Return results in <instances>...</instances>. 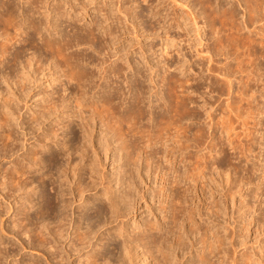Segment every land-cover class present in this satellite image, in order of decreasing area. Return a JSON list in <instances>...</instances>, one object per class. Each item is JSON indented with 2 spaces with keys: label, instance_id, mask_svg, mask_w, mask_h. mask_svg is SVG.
<instances>
[{
  "label": "rangeland",
  "instance_id": "rangeland-1",
  "mask_svg": "<svg viewBox=\"0 0 264 264\" xmlns=\"http://www.w3.org/2000/svg\"><path fill=\"white\" fill-rule=\"evenodd\" d=\"M58 1H60L59 3L63 4L60 9L63 11L65 10L66 13H70L68 17L77 15L81 18L79 22H74L76 25L89 23L91 22V18L93 19L94 16H96V18L100 21L104 17V11L102 8H104L106 5L105 8H107L111 15L109 13L108 14L112 17H110L107 22L105 21L104 24L102 22L98 31H104L103 29L106 30L109 25L113 26L115 24L121 26V28L123 27L122 30L120 28V34L118 32L116 33L117 36L114 37L113 43L104 50L111 54V58L106 55V52V54L102 52L100 56H107V60L103 66L111 64V60L113 63L120 65L124 64L125 68L123 66V74L116 76L119 81L115 79L116 77H112L113 79L111 78L113 81L115 79V83L117 82V84L120 85L121 81L127 83L129 82L128 80H130L131 82L127 83V85L129 84L128 86H126L125 83H122V90L125 88L123 90V94H121V96L119 95V101L118 99H115L116 103L124 101L121 105L118 103L114 108L111 106L113 109H111L110 106L108 107V105H105L102 107L104 110L101 108L97 110L99 111L101 109V111L107 112L110 110L113 113L112 118L114 117L113 119H116L121 115V113L118 111V108L120 110L121 107L125 106V103H127L129 100V96L131 94V96H139L138 91L134 90L136 89L135 83L144 86V89L146 90H143L142 92V100L145 99L144 101H146V103H144L145 105L142 104V108L144 109L140 112L142 113L140 115L143 116L146 113L145 111H147V114H145V117L143 118L139 115V119L136 118L139 113H135V116L133 114L134 117H132L137 122L133 120L132 117H129L131 118L129 119L126 116L125 118H127V120H124L122 125L124 129L127 130H123L121 125L122 128L120 127L121 130L119 132L123 133L122 136L127 135L129 138H131L133 145L136 146V148L140 146L142 147L137 148L139 150L140 158L137 160L138 165L135 163V166L131 163L132 167L135 166L136 168H132L131 164L126 165V154L123 153L125 151L124 149L122 150L121 146L122 140L115 139V133L113 131L111 133L108 132V128L105 129V126L99 122L100 119H98L99 116H97V114L93 115L94 122L91 121L89 129L85 130L86 133L89 131L87 134L85 131L83 132L80 130L76 124H79L78 122L81 123L82 117H90L91 112L88 110H90V105L92 104L91 101L93 98L96 100L97 96L99 97V95H96L95 92H93L96 91L97 88L92 90L91 94H89V92L87 95H84L85 97L79 95V98V96L73 94V91H71L69 88V86L73 87V84L68 82V79L65 77L66 73L64 71H60L64 67L60 65V67H58V65H56L57 67H54L55 65L53 66V64L55 60L51 57H48V62L42 60L44 65H47V63H52V68L54 67L53 69L49 67L50 70H46L45 73L48 75V77H44L40 81V86L33 91V95H22L19 90H16V95L12 96L13 102L11 101V104L9 103L10 111H12L10 128L12 129L14 139L13 145L11 146L13 150L7 153L5 156L3 155V152L0 153V186H2L0 187V242L2 241L0 247L4 255H7L8 253L9 255H7L6 259L2 258L1 264H6L4 262L8 261H10V264H21L22 261L28 262L29 264H52L53 262H59L63 256V253L60 252V247L66 246L65 248L68 249V245L71 243L70 239L72 238V236L69 237V234H67L68 238L66 237L65 240H60L61 243L59 242V244H56L52 241L48 243V245L41 247L40 251H38L35 247L29 246L30 242L33 243V240L29 238L28 234L23 233L22 235L17 234L16 236H13L10 230L11 226L13 225L12 220L16 217V211L19 210L21 206L23 207L25 204H28V202L26 200L25 202L24 199L30 195L27 196L25 193L22 194L21 192H15L14 196H12L9 194L11 191L9 192L8 189L1 183L4 180V171H6L7 168H11V166L14 165L18 160H21L22 157L30 154L34 150H37L43 156H48L49 153H56L57 151L62 152L59 146L60 142L67 140L70 141L75 134L88 135L87 137L89 138L84 135V138L86 137L85 140L88 139V144L85 142L86 148L82 144V142L84 143V140L81 137V140L79 139L78 141H70L69 145L71 148L73 146V148H69V152H65L67 154H60L61 157L58 156L57 158L58 165L62 164V167L60 168L61 170L67 167V170L65 171L66 176L64 174L62 176L68 181L66 182L68 184H66V188L69 187L68 194L63 197L70 202L66 208V213L68 215L67 221H69L68 230L72 232L74 230V224L77 223H75V221H77L80 216L83 215L82 221H84H80V223L82 222L79 225L80 230H84L90 224L92 230L91 237H93L90 239L91 245L84 247L79 253H77V255L71 253V256L68 257L70 258L68 259L69 262L63 259L62 261L60 260V264H77L78 257L81 258L82 263L84 262L83 264H86V253H95L96 251L98 255H105L104 259L101 258L98 260L101 264H104V262L110 264H120L124 259H126V264H158V262L159 264H162L160 261H157L159 259L155 256L157 254L155 251L152 254H149L147 251L145 252L146 249L143 250V247L140 245L139 247H135L134 243H132L134 246H129V243L128 246L132 248H130L128 251L121 249L120 244L122 239H128L129 237L136 236L139 232V227L148 222L155 223L156 225L158 223L157 227L161 226L159 228H161L162 231L166 229H168V231L172 230L171 233L168 232L167 234V246H171H169L170 248H167L169 250L166 251L168 255H170L168 259L169 264H190L191 260H194V262L197 264V255L198 253L200 254V252H202V243H200V239L203 235L201 232L202 230H199V233L197 231L198 234L195 232L194 236L193 234L188 235L189 239H186L187 242L185 240L187 244L185 245L188 249L186 246L184 247L185 249H177V245L175 243L177 224L173 225L172 220H170V206L177 202V200H175V198L177 199V196H174L176 193L174 191L176 189L175 182H173L174 184L170 182L175 180V178L179 182V187H184L185 189L188 187L187 184H189L191 196L187 204V209H195V212H197L195 215V220H198L197 223L203 222L200 224L209 225L210 231L208 230L207 233L208 236H211L210 238H212L213 232L228 236L225 241L226 248L229 247L230 241L233 239H231V227L235 225V221L233 220L239 219L238 224L235 226V242L236 240L238 241L236 242L238 245V253L229 251L231 253L230 254L229 252H226L227 254L229 253V256H226L225 259H228L224 260V264H230L231 261L233 263L231 258L233 259L237 254H241L244 251L250 253L254 262H260V264L263 262L264 264V256L262 258V254L264 253V228L259 227V224L256 223L259 216H264V175L262 174L264 173V0H257V7H255L256 0H163V2L162 0H93V2L92 0H79V2L78 0H72L73 5L77 4V7H74V9L70 7L71 5H69L70 2L68 0H62V2L61 0H56V2ZM64 1H66V3H63ZM211 1L212 3H210ZM17 2H20L19 6L21 7L28 5L26 0H17ZM45 3H47V5L43 4L40 7L41 10L39 9V13L36 14V16H39V18L44 22H46L48 19L46 24L47 26L45 25L41 33L38 34V36H35L39 39V41L37 39L39 43L41 35H44L45 32H50L49 28L51 29L50 35H53L52 37H54V34L56 37H58L59 34L55 30V33L53 31V28H55L53 24L55 25V22L59 19L56 16L57 13L51 10V6H53L55 1L47 0ZM83 3H86V13L83 14L84 16L82 13L85 11H82L81 13L80 8L83 6ZM120 3H122V9H126V12L128 13L130 12L127 16H124L123 12L121 13L117 11ZM161 3H164V5ZM162 7L164 9L160 12L161 14L159 13L155 17L151 16L153 12L151 9H162ZM40 12L42 13L40 14ZM177 14L178 24L182 25L180 27H178L176 24L177 19H175V21L169 19L174 15L177 16ZM164 15L167 16L164 17ZM168 15H170V17ZM120 18L121 20L118 21L117 19ZM157 18H159V21L156 23L155 19ZM54 19L57 20L54 22ZM170 20L172 23H176L172 25ZM118 23L122 24L119 25ZM48 24H51L52 26H49ZM21 25L22 31L20 30V32H25L26 24L22 23ZM133 25H136V27L134 26L135 28H132ZM2 27L3 26L0 25V37L3 38L6 35H4L5 33L1 31ZM63 27L61 28L63 29ZM197 31L200 33H197ZM10 32L12 33L13 30H9L7 34ZM20 32L18 31V33ZM64 32L72 34V31L69 27H64ZM13 33L12 36L15 35ZM23 36L24 34L22 33L21 36L20 33V37ZM2 38H0V40H2ZM14 40L15 38L12 39L11 42H15V46L23 45V41L19 42L16 40V42ZM83 44L80 43V45H76L77 47L74 46L72 49L69 48L68 51L71 52V50H78L79 52L94 54L97 53L94 51V49H91L92 47L89 48L88 43ZM24 47V50L26 51V57L35 56L38 59L44 57V53L40 55L37 51L35 52V48L33 47L34 49H32V46H29L27 42L26 44L24 43ZM107 61L110 62L108 63ZM92 66L91 67L93 70L98 74L103 73L100 66H95L94 64ZM139 69L143 74V78L140 77V75L142 76L141 73L139 75ZM53 70L54 73H52ZM133 72L135 74H133ZM49 73L54 74L55 76L52 75L50 77ZM130 74H132L133 77H131ZM55 79H61V81L57 80L56 82ZM49 80L52 82H49ZM134 80H136V82H134ZM99 82H101V80H99ZM114 82L113 85H115ZM48 84H55L53 86L54 88L52 86L50 87ZM146 85H149L150 87L148 86L147 88ZM4 88L5 84L3 86V79H0V90H3ZM43 88L46 90H48L47 88H49V90L58 89V92L60 91L62 96L55 94L53 95V98L56 99L59 96L60 99L61 97L65 98L64 100L67 102V106L69 107H60L59 111L53 114L51 113L49 116L46 114L47 117L41 118L42 120L39 119L40 123H38V121L35 122L30 118L31 115H36L38 110L42 108V106L48 101V96L42 95L43 92H40V90H43ZM131 88L134 92H132ZM125 90L126 92H124ZM128 90H130L129 92L131 94L128 92ZM127 92L129 95L125 94ZM125 96L128 97L126 98ZM2 97H4V95H0V110L6 108V106L3 107L4 103L2 102L4 101L2 100L4 98ZM121 97H124L123 101L121 100ZM159 98H162V100ZM77 101L80 103H77ZM158 101H160L159 104L157 103ZM83 103L85 104L84 106L82 105ZM153 103L162 107H159L156 110ZM151 107L154 109V112L162 110L159 114V117H157V113H153ZM114 109L115 111H118L117 115L116 112L114 113ZM109 115L111 116V113ZM160 115L163 117L158 123H156L158 121L157 119H160ZM131 120L132 122H130ZM152 121H154L153 124ZM127 122H130V124ZM67 123L68 127L66 126ZM62 124H64V127ZM131 125L133 127L132 131H130ZM143 127H145L146 130ZM150 127H153L152 129L154 131H150ZM157 127L159 128L157 129ZM134 128L140 129H138L139 131L136 130L135 132ZM155 129L157 130L156 132ZM144 130L147 132H144ZM46 131H49L51 134L43 138V134H45ZM148 131H150V133H148ZM157 132L160 133V136L163 138L158 137L159 134ZM53 133H56V135H53ZM147 133L151 135H148L149 137H147ZM152 134H155V137ZM151 136L152 138L154 137V139H159L158 144H156L157 148H154L155 145L153 147L149 146V140L153 141ZM228 137L233 139L230 140L232 142H228L230 139ZM90 138L93 141V144L89 143ZM106 140L109 144L108 146L107 143L105 144ZM74 142L76 144L79 142L81 145L79 143L76 145ZM147 142L149 143L147 144ZM222 143H225L228 147L226 148V146ZM81 146L84 147L85 152L81 151L83 148ZM76 147L78 150L80 147L79 151L81 152H77ZM147 147L148 149H151L148 150ZM223 147L226 148L224 151ZM156 149H158V152ZM249 149L251 151H249ZM149 151H151V153L154 151V154H149ZM145 154L148 155L146 156ZM83 155L86 156L84 157ZM238 158L241 159L238 160ZM77 162L78 170H75L73 167L76 166ZM236 164L240 165L236 166ZM124 165L126 167H130L126 168ZM245 166L249 168L252 167L253 169H250L251 171L248 170L249 172L245 171L247 168ZM35 168H37V166L32 168L31 174H28L29 176L32 175L31 177L34 178L32 188L35 185H39L47 196L54 197L55 183L52 184V182L56 181L57 179L60 180V178L63 177L61 176L58 178L59 172L57 173L56 169H53L52 172L57 174L48 176L44 175L43 171H34ZM238 168L242 171H240ZM202 169H204V172ZM184 170H186L185 172L188 171V174L185 173ZM194 170H196L195 174H198L197 171L200 172L198 175H200L202 179H195L194 181L193 175L195 174L192 175ZM234 170L238 173H235ZM130 171L131 174L133 171L135 174L133 173L132 175H129ZM182 171L185 173L184 175ZM242 172H244L246 175ZM125 174L128 175L130 179L124 177ZM225 175L232 176L231 179L235 176L233 181H235V183L237 182L236 184H242V189H240L239 186H236L237 188L233 189V196L229 195L227 197L225 194L227 193V188L229 187V184L227 183V185L225 182ZM241 175L242 177L245 176L246 181L242 180L244 178H242ZM131 176H134V179H132ZM122 177L126 179V181L122 179ZM238 177H241V179L239 180ZM166 178L169 180V182H167L168 180ZM246 178H249V181ZM201 180H206L205 182H207L204 184L205 182L202 181V185L204 186L202 188L204 190L200 188V186H202ZM42 181L43 185H41ZM79 182L82 185L80 187H83L82 194H79L76 190V185H78ZM246 182L247 184H245ZM84 185L86 189L84 188ZM126 185L130 187L129 190L128 188H125ZM170 186L174 189L172 190ZM124 190H128L127 192L131 194L130 200L126 198L128 202L122 197L126 193ZM157 191L160 195L157 193ZM247 191L249 195H246L248 194ZM254 192L256 195H254ZM120 196L124 201L121 200ZM244 196L246 197L244 198ZM20 197L23 198L21 199ZM206 197L208 198L206 199ZM109 198H111V200L113 198V201L120 198L122 204L123 202L126 204L123 205L124 209H121L119 211L120 213H118V215H114L112 218H109V212L107 213V218L106 215L105 217L99 216L96 218L95 211L97 206L106 207V203L108 204ZM31 199L33 200V207L30 208L29 213L33 214L35 211L34 204L37 202L36 194H34ZM243 199L246 202L249 200V202L253 204H250L253 207L251 206V214L248 215L249 213H247L245 218L246 220L244 218L240 220L239 216L241 212L246 209L245 207H241L240 204L242 203ZM216 201L219 202V216L218 214L213 215L210 212H206V206L209 205L208 202L214 204ZM18 205L19 207H17ZM160 207L163 208L160 209ZM238 207H241L239 209L240 211H238ZM199 212L202 215L201 217L198 215ZM252 216L255 219L253 218V220L250 221ZM89 219L92 221L89 222ZM243 224H247L246 229H243ZM121 226H123V228L126 230L124 233H122V235H117L116 231H118ZM184 226L187 230V223H184ZM174 228L176 229L174 230ZM216 230H218V232ZM241 230L242 232H240ZM238 232L242 235L239 236ZM185 234L186 233H184V235ZM170 235L173 236L171 237ZM241 238H244L242 239L243 241H241ZM239 241L244 243L242 244ZM240 244L242 245L240 246ZM152 255L157 260L152 257ZM237 257L239 256L237 255ZM48 259L50 260L49 262H47ZM211 260L215 261L216 263L218 260H221V258H212ZM228 260H230V263L225 262Z\"/></svg>",
  "mask_w": 264,
  "mask_h": 264
},
{
  "label": "bare ground",
  "instance_id": "bare-ground-1",
  "mask_svg": "<svg viewBox=\"0 0 264 264\" xmlns=\"http://www.w3.org/2000/svg\"><path fill=\"white\" fill-rule=\"evenodd\" d=\"M47 0H26V2L28 3V5H26V6H19V4H20V2L18 3L17 2V0H0V25H2L3 27H2V30L1 31H3L5 34L4 35H6L5 37H3V38H5V39H3L2 37H0V38H2V40H0V77H2V78H0V79H3V86H4V84H5V88L3 89V90H0V95L1 96H3L4 95V97H2V98H4L2 101H4V102H2V103H4L3 104V107H5L6 106V108H3V110H0V153H2L3 152V155L5 156L7 153H9V152H11L13 149H12V145H13V141H14V139H13V132H12V129L10 128V121L12 120V111H10V102L12 101L13 102V98H12V96L13 95H16L15 94V91L16 90H19V92L23 95V94H28V95H30V94H32L33 95V91L36 89V88H39V86H40V81L44 78V77H48V75H46V70L47 69H49V67H51L52 68V63H47L48 61H49V58L48 57H51L52 59H54L55 60V62H54V60H53V62H54V64H53V66L54 67H57L56 65H58V67H60V66H62V67H64L62 70H60V71H64L65 73H66V78L68 79V82L71 84H73V87L71 86H69V88L71 89V91H73V94H75V95H80V96H84V95H87L89 92V94H91L92 92V90H94V89H96V91H93V92H95V94L96 95H99V97L97 96V98H96V100L93 98V100L91 101V107H90V110H88V111H90L91 112V115H90V117H89V115H88V117L89 118H87V116H86V118H84V117H82V121H81V123L80 122H78L79 124H76L77 126H78V128L80 129V130H82L83 132L87 129H89V125L91 124V121H93L94 122V120H93V115H95V114H97V116H99V118L98 119H100V121L99 122H101V124L102 125H104L105 126V129H107L108 130V132H114L113 134H114V137H116L115 139H121L122 140V144H121V146H122V150L124 149V151L125 152H123V153H125L126 154V160H127V164L126 165H130L131 163L132 164H134L135 165V163L137 164V160L140 158V155H139V150L137 149V148H142L141 146L140 147H137L136 148V146H134L133 145V142H132V139L131 138H129L127 135L126 136H122V134L123 133H119L120 132V130H121V128L123 127V121L124 120H127V118H125L126 116L129 118V117H132L133 116V114H134V116L136 115V114H138V116H136V118H138L139 119V115L140 114H142V113H140L141 111H143V109L144 108H142V104H144V103H146V101H144V100H142V92H143V90L145 91L146 89H144V86L143 85H141V84H138V83H135L136 84V89H134V87H133V85H132V87H133V89L134 90H137L138 91V93H139V96L137 95V96H131L132 94L129 92L130 90H128V92L131 94L130 96H129V100H128V102L127 103H125V106H123V107H121L120 108V110H119V108H118V111H119V113H121V115L119 116V117H117L116 119H113L112 118V112L109 110L110 108H111V106H113V108L115 107V106H117V104L119 103H116L115 101V99H118V101H119V95L121 96V94H123V90L125 89H123L122 90V88H121V86H122V83H125V82H123V81H121V83H120V85H118L117 84V82L115 83L114 81H115V79H117V77L116 76H119V74H123V66H124V64L122 65H120V64H117V63H113V61L111 60V62L113 63H111V64H109V65H107V66H103V64L105 63V61L107 60V56H109L110 58H111V54L108 52V51H104L105 50V48H107L108 46H110L112 43H113V39H114V37L115 36H117V32L119 33V31H121L122 30V28H121V26H118L117 24H115V25H109V27L108 28H106V30L105 29H103L104 31H98V29H99V26H100V24L103 22V24H104V22L106 21L107 22V20H109V18L110 17H112V16H110L111 14L108 12V10H107V8H105V6H104V8H102V10L104 11V17H103V19H101L100 21L96 18V16H94L93 17V19L91 18V22H89V23H85V24H75L74 22H79L80 20H81V18L79 17V16H77V15H72V16H69L68 17V15H70V13H66L65 12V10L63 11L62 9H60V7H62V3H59L60 1H58V2H56V0H54L55 1V3L53 4V6H51L52 8H51V10L52 11H54V12H56L57 13V17L59 18H57L58 19V21H56L57 19H54V22H55V25L53 24V26H55V28H53V27H51V28H53V31L55 30L57 33H59L58 34V37H56L55 36V34H54V37H52L53 35H50V32H51V29L49 28V26H52L51 24H48L49 26H48V28H49V30H50V32H48V33H44V31H43V33H44V35H41V39H40V43L38 42L39 41V39L38 38H36L35 36L37 35L38 36V34H40L41 33V31H42V29L44 28V26L47 24V20H46V22H44V21H42L40 18H39V16H36V14L37 13H39V9H40V7L43 5V4H46L47 5V3H45ZM49 1V0H48ZM67 1V0H66ZM66 1H64L63 3H66ZM69 2H70V4L69 5H71L70 7L72 8V9H74V7H77V4H72V0H68ZM74 1V0H73ZM77 1V0H76ZM81 1V0H80ZM129 1V0H128ZM143 1V0H142ZM177 1V0H176ZM176 1H174V2H176ZM179 1V0H178ZM208 1V0H207ZM259 1V0H258ZM61 2H62V0H61ZM78 2H79V0H78ZM83 2V1H82ZM92 2H93V0H92ZM119 2V1H118ZM162 2H163V0H162ZM165 2V1H164ZM204 2V1H203ZM202 2V3H203ZM25 3V2H24ZM98 3V2H97ZM182 3V2H181ZM208 3V2H207ZM210 3H212V1L210 2ZM255 3V2H254ZM22 4V3H21ZM96 4V3H95ZM102 4H104V3H102ZM162 4V3H161ZM257 4H258V2H257V0H256V6L255 7H257ZM76 5V6H75ZM89 5V4H88ZM162 5H164V3L162 4ZM119 6V5H118ZM166 6V5H165ZM165 6H163V7H165ZM156 7V6H155ZM162 7V9H159V8H156V10H154L155 8H153V9H151L153 12H152V14H151V16L152 17H155L156 15H158L164 8ZM231 7V6H230ZM229 7V8H230ZM45 8V7H44ZM70 8V9H71ZM81 8V13H82V11H85V12H83L82 13V15L84 14V13H86V3L84 4L83 3V6L82 7H80ZM96 8V7H95ZM110 8V7H109ZM165 8H167V7H165ZM228 8V9H229ZM232 8V7H231ZM76 9V8H75ZM172 9V8H171ZM227 9V10H228ZM41 10V9H40ZM49 10V9H48ZM101 10V11H102ZM227 10H226V12H227ZM232 10V9H231ZM231 10H229V11H231ZM43 11V10H42ZM74 11V10H73ZM80 11V10H79ZM97 11V10H96ZM110 11V10H109ZM117 11H119V12H123L124 13V16H127L129 13L128 12H126V9H122V3H120V6H119V8L117 9ZM172 11V10H171ZM42 12H40V14H41ZM51 13V12H50ZM79 13V12H78ZM110 15H109V14ZM132 13V12H131ZM169 13V12H168ZM175 13V12H174ZM44 14V13H43ZM161 14V13H160ZM166 14H167V12H166ZM45 15V14H44ZM74 16V17H73ZM84 16V15H83ZM135 16H137V15H135ZM167 15H164V17H166ZM169 17H170V15H168ZM178 14H177V16H173V17H171V18H169V19H172V20H174L175 21V19H177V23L176 22H174V23H172V21H171V24L173 25V24H177V26L178 27H180V26H182V25H180V24H178ZM19 18V19H18ZM45 18H47V17H45ZM56 18V17H55ZM118 21H120L121 20V18L120 19H117ZM133 20V19H132ZM134 21H135V18H134ZM133 21V22H134ZM155 21H156V23L159 21V18H157V19H155ZM132 22V23H133ZM169 22V21H168ZM167 22V23H168ZM22 23H25L26 24V31L25 32H20V30L22 31ZM81 23V22H80ZM164 23V22H163ZM119 24V23H118ZM120 24H122V23H120ZM119 24V25H120ZM47 26V25H46ZM69 27L70 28V30L72 31V34H70V33H65L64 32V27H63V29L61 28V27ZM136 27V25H133L132 26V28H135ZM176 26V25H175ZM156 27V26H155ZM171 27V26H170ZM57 28H59V29H57ZM120 28H121V30H120ZM152 29H153V27H152ZM157 29V28H156ZM11 31V30H13V32H15V33H13V34H15L14 36H12V33L10 32V33H8L7 34V32L8 31ZM47 30V29H46ZM67 30V29H66ZM18 31L21 33V36H22V33L24 34V36L23 37H20V33H18ZM24 31V30H23ZM55 31H54V33H55ZM2 32V33H3ZM101 32V33H100ZM123 32V31H122ZM53 33V32H52ZM168 33V32H167ZM166 33V34H167ZM197 33H200L199 31H197ZM120 34V33H119ZM118 34V35H119ZM3 35V34H2ZM57 35V34H56ZM201 36V35H200ZM198 37H199V34H198ZM15 38V40L14 41H23L22 43H23V45L22 46H15V42H11L12 41V39H14ZM37 39H38V41H37ZM172 39V38H171ZM200 39V38H199ZM16 41V42H17ZM200 41H201V39H200ZM26 42L28 43V45L30 46H32L31 48L32 49H34L35 50V52L37 51L40 55L42 54V53H44V57L42 58L41 57V59H38L37 57H35V56H30V57H26L25 56V50H24V43L26 44ZM80 43L81 44H83V43H88L89 44V48L90 47H92L91 49L93 50L94 49V51L95 52H97V53H87V52H79L78 50L77 51H72L71 50V52H69L68 51V49L69 48H71L72 49V47H74V46H76V45H80ZM84 45V44H83ZM34 47V48H33ZM77 47V46H76ZM88 48V47H87ZM27 50V49H26ZM68 51V52H67ZM102 52H104V54H106L107 56L106 57H104L105 55H103V57L102 56H100L101 54H102ZM106 52V53H105ZM112 53V52H111ZM199 53H200V51H199ZM202 54V53H201ZM112 55H114V54H112ZM204 57V56H203ZM202 58V57H201ZM207 58H209V57H207ZM211 58V57H210ZM52 59H50V60H52ZM42 60H44V61H47L46 63H47V65L45 64L44 65V63H43V61ZM109 60V59H108ZM208 60V59H207ZM42 61V62H41ZM117 61V60H116ZM108 62V61H107ZM106 62V63H107ZM110 62V61H109ZM108 62V63H109ZM208 62H209V60H208ZM95 65V66H100L101 68H102V72L104 73H102V74H98L97 72H95L94 70H93V66L92 65ZM60 65V66H59ZM105 65V64H104ZM92 66V67H91ZM53 67V68H54ZM138 67V66H137ZM52 68V69H53ZM95 68H97V67H95ZM124 68H125V66H124ZM139 68V67H138ZM209 68H211V67H209ZM208 68V69H209ZM99 69V68H98ZM50 70V69H49ZM136 70H138V69H136ZM123 71V72H122ZM139 71H140V69H139ZM63 72V73H64ZM101 72V71H100ZM135 72V71H134ZM133 72V74H135ZM52 73H54V70L52 71ZM137 73H138V71H137ZM140 73L142 74V72L140 71L139 72V75H140ZM40 75V76H39ZM49 75H50V77L52 76V75H54V74H51V73H49ZM131 75V77H133V75L132 74H130ZM129 75V76H130ZM55 76V75H54ZM54 76H53V78H54ZM128 76V75H127ZM114 77H116L115 79H114V81L112 80ZM131 77H130V79H131ZM135 77H136V75H135ZM140 77H142L143 78V74H142V76L140 75ZM146 77V76H145ZM52 78V79H53ZM56 78V77H55ZM58 78V77H57ZM66 78H65V80H66ZM112 78V79H111ZM120 78V77H119ZM128 78V77H127ZM148 78V77H147ZM151 78V77H150ZM149 78V79H150ZM51 79V80H52ZM141 79V78H140ZM51 80H49V82L51 81ZM56 80V79H55ZM54 80V81H55ZM57 80H59V81H61V79H57ZM57 80H56V82H57ZM99 80H101V82H99ZM112 80V81H111ZM118 80V79H117ZM127 80V79H126ZM145 80V79H144ZM97 81H98V84H97ZM119 81V80H118ZM129 82H131L130 80H128ZM142 81V80H141ZM52 82V81H51ZM56 82H54V83H56ZM113 82L115 83V85H113ZM129 82H127V83H129ZM134 82H136V80H134ZM59 83V82H58ZM61 83V82H60ZM127 83H125L126 84V86H128L127 85ZM48 85H50V84H48ZM55 85V84H54ZM54 85H50V87L52 86H54ZM145 85V84H144ZM147 86V85H146ZM149 86V85H148ZM148 86H147V88H148ZM46 87V86H45ZM49 87V86H48ZM57 87V86H56ZM130 87H131V85H130ZM150 87V86H149ZM54 88V87H53ZM68 88V89H69ZM48 90H46L45 88H43V90L41 91L40 90V92H43V94L42 95H46V96H48V101L42 106V108H40L39 110H38V113L36 114V115H31V120H34L35 122L36 121H38V123H40V120L39 119H41V118H44V117H47V115L46 114H48V116L49 115H51V113L53 114V113H55V112H57V111H59V108L60 107H62V108H65V107H69V106H67L68 104H67V102L64 100L65 98H63V97H61V99H60V96L58 97V98H56V99H54L53 97V95H61L62 96V94L60 93V91L58 92V89H51V90H49V88H47ZM64 89H66V88H64ZM133 89H132V92H134L133 91ZM137 91H135V92H137ZM149 91V90H148ZM147 91V92H148ZM124 92H126V90L124 91ZM128 92L127 93H125L126 95L128 94ZM20 93H19V95H20ZM60 93V94H59ZM64 94V93H63ZM94 94V95H95ZM134 94V93H133ZM146 94V93H145ZM93 95V94H92ZM129 95V94H128ZM80 96H79V98H80ZM141 96V97H140ZM144 96H146V95H144ZM148 96H150V95H148ZM155 96H157V95H155ZM85 97V96H84ZM126 97V96H125ZM128 97V96H127ZM126 97V98H127ZM160 97V96H159ZM124 98V97H123ZM123 98L121 97V100L123 101ZM47 99V98H46ZM82 99V98H81ZM158 99V98H157ZM159 99H161L162 100V98H159ZM120 100V101H121ZM68 101H69V99H68ZM144 101V102H143ZM124 102V101H123ZM123 102H120L119 103V105H121ZM126 102V101H125ZM159 102L160 101H158L157 103L159 104ZM10 103V104H9ZM77 103H80L79 101H77ZM154 104V106H155V109L157 110L159 107H162V106H160V105H157V104H155V103H153ZM152 104V105H153ZM70 105V104H69ZM78 105V104H77ZM76 105V106H77ZM80 105V104H79ZM83 106L85 105L84 103L82 104ZM88 105V104H87ZM107 106L108 105V107L110 106V108L108 109L109 111L108 112H110L111 113V116L109 115L110 113H108L107 111H101V109H102V107L103 106ZM124 105V104H123ZM145 105V104H144ZM161 105H162V103H161ZM171 105V104H170ZM153 106V107H154ZM173 106V105H172ZM9 107V108H8ZM78 107V106H77ZM146 107V106H145ZM174 107V106H173ZM61 108V109H62ZM84 108V107H83ZM99 108H101L99 111L97 110V109H99ZM113 108H111V109H113ZM117 108V107H116ZM172 108V107H171ZM5 109V110H4ZM87 109H88V107H87ZM146 109V108H145ZM151 109L153 110V113H157L158 114V116L157 117H159V114H160V112L162 111V110H158L157 112H154V109L151 107ZM162 109V108H161ZM64 110V109H63ZM62 110V111H63ZM102 110H104V109H102ZM172 110V109H171ZM66 111V110H65ZM87 111V112H88ZM118 111H115V109H114V113L116 112V115L118 114L117 112ZM73 112V111H72ZM146 113L145 114H147V111H145ZM259 112H261V111H259ZM63 113V112H62ZM136 113V114H135ZM144 113V112H143ZM80 114V113H79ZM90 114V113H89ZM144 114V115H145ZM73 115V114H72ZM142 116V115H140V116H142V118L143 117H145V116ZM153 115H155V114H153ZM152 115V116H153ZM92 116V117H91ZM133 116V117H134ZM161 116V115H160ZM132 117V119L133 120H135L134 118ZM154 117V116H153ZM152 117V118H153ZM156 117V116H155ZM162 117L163 116H161L160 117V119H157L155 122L156 123H158L159 122V120H161L162 119ZM80 118V117H79ZM83 118H84V121H83ZM141 118V117H140ZM95 119V118H94ZM97 119V120H98ZM129 119H131V118H129ZM149 119H150V117H149ZM42 120V119H41ZM44 120V119H43ZM151 120V119H150ZM155 120V119H154ZM136 121V120H135ZM42 122V121H41ZM130 122H132V120L130 121ZM130 122H127V123H129L130 124ZM137 122V121H136ZM153 122L154 121H152V124H153ZM133 123H135V122H133ZM94 124V123H93ZM128 124V125H129ZM150 124V123H149ZM148 124V125H149ZM121 125H122V127H121ZM148 125H147V127H148ZM156 125V124H155ZM264 125V124H263ZM62 126L64 127V124H62ZM61 126V127H62ZM66 126L68 127V123L66 124ZM125 126V125H124ZM135 126H136V124H135ZM139 126V125H138ZM150 126V125H149ZM121 127V128H120ZM128 127V126H127ZM140 127V126H139ZM154 127V126H153ZM152 127V128H153ZM130 128H131V130H130ZM129 128V130L130 131H132V125H131V127ZM143 128H145V127H143ZM143 128H142V130H143ZM151 128V127H150ZM151 128V130L150 131H154L153 129ZM155 128V127H154ZM159 127H157V129H158ZM123 130H125L124 129V127L122 128ZM135 129V128H134ZM138 129H140V128H137V129H135V132H136V130L137 131H139ZM49 130V129H48ZM91 130V129H90ZM127 130V129H126ZM125 130V131H126ZM128 130V131H129ZM145 130H146V128H145ZM144 130V132H147V131H145ZM147 130H148V128H147ZM56 131V130H55ZM81 131V132H82ZM127 131V132H128ZM130 131H129V133H130ZM134 131V130H133ZM150 131H148V133H150ZM157 130L155 129V132H156ZM53 132V131H52ZM80 132V133H81ZM82 132V133H83ZM89 132V131H88ZM87 132V133H88ZM122 132V131H121ZM85 133H86V131H85ZM86 133V134H87ZM134 133V132H133ZM132 133V134H133ZM146 134L147 135V137H149L148 135H151V134ZM158 133V132H157ZM229 133V132H228ZM227 133V134H228ZM51 133H49V131H46L45 132V134H43V138L44 137H46L47 135H50ZM128 134V133H127ZM159 134V136L158 137H161L160 135V133H158ZM226 134V135H227ZM53 135H56V133H53ZM84 135L85 134H75L74 135V137L70 140V141H74V140H79L81 137L83 138V140H84V143L82 142V141H79V142H82V144H83V146H85V148H86V143H87V140H85V138L88 136V135H85L86 137L84 138ZM130 135V134H129ZM153 135V134H152ZM229 135V134H228ZM154 137H155V134L153 135ZM231 136V135H230ZM106 137V136H105ZM104 137V138H105ZM133 137V136H132ZM142 137L144 138V136L142 135ZM146 137V136H145ZM154 137L152 138V136H151V139H153V141L152 140H149V142H147V144L149 143V146H151V147H153L154 145V148H157L156 147V144H158V142H159V139L157 140L156 138L154 139ZM157 137V136H156ZM87 138H89V137H87ZM103 138V137H102ZM161 138H163V137H161ZM228 138H230V137H228ZM16 139V138H15ZM47 139V138H46ZM107 139V138H106ZM148 139V138H147ZM81 140V139H80ZM103 140V139H102ZM105 140V139H104ZM161 140V139H160ZM230 140H233L232 138H230L229 139V141L228 142H232V141H230ZM16 141V140H15ZM70 141H61L60 142V149L62 150V152L60 151H57L56 153H49V155L48 156H43L42 154H40L37 150H34V151H32L30 154H27L26 156H24V157H22L21 158V160H18L17 162H15V164L14 165H12L11 166V168H7V170L6 171H4L5 173H4V175H3V182L1 183L2 185H4V187H6L7 189H8V191L10 192L9 194L10 195H12V196H14V194H15V192H21L22 194H24L25 193V195H30V196H26L27 198L26 199H24V201L26 200L27 202H28V204H25L21 209L19 208V210H17L16 211V217L12 220L13 221V225L11 226V234H13V236H16L17 234L19 235V234H23V233H25V234H28V236H29V238H31L32 240H33V243H31L30 242V244H29V246H31V247H35V248H37V250L38 251H40V249H41V247H44V246H46V245H48V243H50V242H54V243H56V244H59V242H60V240H65L66 239V237L68 236L67 234H69V237H71L72 236V238L70 239V241H71V243L68 245V249H66L65 247L66 246H62V247H60V252L61 253H63V256H62V258L60 259L61 261L64 259V260H67L68 262H69V260L68 259H70V258H68L69 256H71L70 254L72 253V254H76L77 255V253H79L84 247H86V246H89V245H91V241H90V239L93 237H91V225L89 224L88 226H87V228H85L84 230H80V224L84 221H82V219H83V215H81L80 216V218L77 220V221H75V223L76 224H74V230L71 232V231H69L68 230V223H69V221H67L68 219H67V213H66V208H67V206L70 204V202L69 201H67L66 199H64L63 197L65 196V195H67L68 194V188H66V186L68 185L66 182H68L67 180H66V178L65 177H63L62 175L64 174L65 175V171L67 170V167H65L63 170H61L60 168L62 167L61 165H58V161H57V158H58V156L59 157H61L60 156V154H62V155H64V154H67V153H65V152H69V148H71L70 147V145H69V142ZM148 141V140H147ZM78 142V143H79ZM86 142V143H85ZM89 142V141H88ZM93 141L91 140V138H90V144H93L92 143ZM100 142H101V139H100ZM154 142V143H153ZM75 143V142H74ZM74 143H72V144H74ZM77 143V144H78ZM107 143V140H106V142H105V144ZM121 143V142H120ZM161 143V142H160ZM16 144V143H15ZM56 144V143H55ZM58 144V143H57ZM71 144V145H72ZM76 144V143H75ZM76 144V145H77ZM80 144V143H79ZM88 144V143H87ZM102 144V143H101ZM223 144V143H222ZM226 144H227V142H226ZM225 143L223 144V145H225L226 146V148L228 147L227 145H226ZM230 144H232V143H230ZM81 145V144H80ZM99 145H100V143H99ZM98 145V146H99ZM103 145H104V141H103ZM109 144L107 143V146H108ZM146 145V144H145ZM144 145V146H145ZM58 146V145H57ZM83 146H81V147H83ZM101 146V145H100ZM106 146V147H107ZM148 146V147H149ZM161 146V145H160ZM14 147V146H13ZM89 147H90V145H89ZM103 147V146H102ZM148 147H147V149H148ZM222 147V146H221ZM232 147V146H231ZM37 148V147H36ZM72 148H73V146H72ZM71 148V149H72ZM77 148V147H76ZM76 148H74V149H76ZM136 148V149H135ZM144 148V147H143ZM178 148V147H177ZM220 148V147H219ZM224 148V149H223ZM223 148H221V149H223V151L226 149L225 147H223ZM83 149V150H82ZM81 149V151H83V152H85V149H84V147ZM105 149V148H104ZM149 149H151V148H149ZM148 149V150H149ZM160 149V148H159ZM233 149V148H232ZM68 150V151H67ZM79 150H80V147H79ZM78 150V148H77V152L79 151ZM138 150V151H137ZM142 150H144V149H142ZM155 150V149H154ZM56 151V150H55ZM81 151H79V152H81ZM88 151V150H87ZM104 151H106V150H104ZM103 151V152H104ZM141 151V150H140ZM156 151L158 152V149H156ZM156 151H155V153H156ZM221 151V150H220ZM222 151V152H223ZM247 151H248V149H247ZM249 151H251L250 149H249ZM43 152H45V151H43ZM74 152V151H73ZM82 152V153H83ZM142 152V151H141ZM144 152V151H143ZM150 153L149 154H154V151L151 153V151H149ZM73 154V153H72ZM249 154V153H248ZM248 154H247V156H248ZM263 154H264V151H263ZM139 155V157L137 158V156ZM146 156L148 155V154H145ZM256 155V154H255ZM261 155V154H260ZM66 156H68V155H66ZM84 156V155H83ZM86 156V155H85ZM84 156V157H85ZM246 156V157H247ZM264 156V155H263ZM145 157V156H144ZM258 157V156H257ZM237 158V157H236ZM242 158V157H241ZM240 158V159H241ZM264 158V157H263ZM150 159H151V157H150ZM239 158H238V160H240ZM246 159V158H245ZM229 160V159H228ZM248 160V159H247ZM221 161V160H220ZM126 162V161H125ZM205 162V161H204ZM222 162V161H221ZM231 162V161H230ZM235 162H237V161H235ZM241 162V161H240ZM256 162V161H255ZM92 163H93V161H92ZM148 163V162H147ZM132 164H131V167H132ZM149 164V163H148ZM254 164V163H253ZM138 165V164H137ZM232 165H233V163H232ZM237 165H240V164H236V166ZM258 165V164H257ZM261 165V164H260ZM260 165H259V167H260ZM35 166H37V168H35L34 169V171H37V172H40V171H43V173H44V175H48V176H52L53 174H57L58 172H59V174H58V178H60L61 176L63 177V178H60V180L59 179H57L56 181H53L52 182V184L53 183H55V195H54V197H49V196H47L43 191H42V189H41V186H39V185H35L33 188H32V184H33V182H34V178L33 177H31V176H29L28 174H31V172H32V168H34ZM65 166V165H64ZM74 166V165H73ZM77 166H78V162L76 163V166L75 167H73L75 170L77 169ZM125 166V165H124ZM136 166V165H135ZM135 166H133V167H135ZM159 166V165H158ZM157 166V167H158ZM199 166V165H198ZM207 166V165H206ZM253 166V165H252ZM126 167V166H125ZM130 167V166H129ZM129 167H126V168H129ZM132 167V168H133ZM197 167V166H196ZM205 167V166H204ZM241 167V166H240ZM239 167V168H240ZM245 167H247V166H245ZM262 167V166H261ZM264 167V166H263ZM262 167V168H263ZM72 168V169H73ZM79 168V167H78ZM136 168V167H135ZM134 168V169H135ZM207 168V167H206ZM237 168V167H236ZM238 168V169H239ZM242 168V167H241ZM255 168H256V166H255ZM262 168H261V170H262ZM53 169H56V171H57V173H54V172H52V170ZM69 169V168H68ZM196 169V168H195ZM198 169H199V167H198ZM198 169H196V170H198ZM205 169V168H204ZM204 169H202L203 170V172H204ZM231 169V168H230ZM229 169V170H230ZM234 169H235V165H234ZM250 169H253L252 167L251 168H249V167H247L246 169H245V171H248V170H250ZM78 170V169H77ZM125 170V169H124ZM196 170H194V173L192 172V175L193 174H195L196 173ZM237 170V169H236ZM240 170V169H239ZM264 170V169H263ZM55 171V172H56ZM74 171V170H73ZM90 171H92V170H90ZM126 171V170H125ZM186 170H184V172H185ZM228 171V170H227ZM240 171H242V170H240ZM244 171V172H245ZM251 171V170H250ZM181 172V171H180ZM183 172V171H182ZM183 172V175L185 174V173H187V172H185L184 173ZM234 172L235 173H238V172H236L235 170H234ZM244 172H242L243 174H245ZM249 172V171H248ZM264 172V171H263ZM74 173V172H73ZM124 173H126V172H124ZM134 173V171L132 172V174ZM197 173L198 174H200V172H198L197 171ZM252 173V172H251ZM37 174V173H36ZM36 174H34V175H36ZM127 174V173H126ZM125 174V176L124 177H127V178H129L128 177V175H126ZM128 174H129V172H128ZM131 174V171H130V174L129 175H132ZM135 174V173H134ZM177 174H180V173H177ZM176 174V175H177ZM188 174V173H187ZM198 174H195V175H193V179H194V181H195V179L196 180H199L201 177H200V175H198ZM227 174V173H226ZM230 174V173H229ZM263 175H264V173H262ZM43 175V176H44ZM191 175V176H192ZM246 175V174H245ZM252 175V174H251ZM66 176V175H65ZM175 176V175H174ZM185 176H187V175H185ZM204 176V175H203ZM211 176V175H210ZM248 176H249V174H248ZM262 176V175H261ZM32 179H31V178ZM45 177V176H44ZM47 177V176H46ZM134 177V176H133ZM132 176H131V178L132 179H134ZM179 177H180V175H179ZM182 177V176H181ZM184 177V176H183ZM225 177V179H226V184L228 183L229 184V187L227 188V193H225L226 194V196L228 197L229 195L230 196H233L234 194V188H237L238 186H239V188L240 189H242L243 187L241 186L242 184L240 183V184H236L235 183V181H233V178L235 177H233L232 179H231V177L232 176H230V175H225L224 176ZM241 177H242V175H241ZM241 177H238L239 178V180L241 179ZM253 177V176H252ZM251 177V178H252ZM43 178V177H42ZM242 178H244V179H242V180H244V181H246L245 180V176L244 177H242ZM251 178H250V180H251ZM264 178V177H263ZM79 179H80V176H79ZM122 179H124L123 177H122ZM121 179V180H122ZM130 179V178H129ZM131 179V180H132ZM167 179V178H166ZM171 179V178H170ZM173 179H174V177H173ZM202 179V178H201ZM224 179V180H225ZM247 179V178H246ZM249 179V178H248ZM247 179V180H248ZM125 181H126V179H124ZM130 180V181H131ZM162 180H163V178H162ZM168 180V179H167ZM204 180V179H203ZM203 180H201V185L203 184V182H205V181H203ZM235 180H236V178H235ZM39 181H40V179H39ZM92 181V180H91ZM127 181H129V180H127ZM203 181V182H202ZM237 181V180H236ZM244 181H241V182H244ZM249 181V180H248ZM46 182H48V181H46ZM119 182H120V180H119ZM132 182V181H131ZM130 182V183H131ZM133 182H134V180H133ZM167 182H169V180L167 181ZM172 184H174L173 182H175V186H176V189L174 190L176 193L174 194V196H177V199L175 198V200H177V202L174 204V205H172V206H170L171 207V209H170V211H171V215H170V220H172V222H173V225L174 224H177V230H176V235H175V243H176V245H177V249H180V250H182V248H184L187 244H186V242H187V238H188V235L190 234V235H192L193 234V236H194V234H195V232H196V234H198L199 233V230H202L201 232L203 233V235H202V237H201V239H200V243H202L201 245H202V252H200V254L198 253V263L197 264H224L223 262H224V260H227V259H225L226 258V256L228 257L229 255V253L230 252H234V253H238V250H237V244H236V242H238L237 240H236V242H235V239H236V224H238V221H239V219H237V220H233V221H235V225H233L232 227H231V229H232V234H231V241H230V244H229V247L228 248H226V246H225V241H226V239H227V237L228 236H226V235H222V234H219V233H214L213 232V234H212V238H210L211 236H208V230H209V225L208 224H200V223H203V222H200V223H197V221L195 220V215L197 214V212H195V209H187V204H188V202H189V200H190V196H191V194H190V188H189V184H187V186L188 187H186L185 189H184V187H179V182H178V180L175 178V180H173V181H170ZM234 182V183H233ZM251 182V181H250ZM90 183H92V182H90ZM129 183V182H128ZM194 183V182H193ZM207 182H205L204 184H206ZM239 183V182H238ZM249 183V182H248ZM67 184V185H66ZM126 184V183H125ZM125 184H124V186H125ZM225 184V185H226ZM227 184V185H228ZM245 184H247V182L245 183ZM244 184V185H245ZM41 185H43V181H42V184ZM129 185H131V184H129ZM132 185H133V183H132ZM131 185V186H132ZM191 185V184H190ZM77 187H76V190L78 191V193L79 194H82L83 192V187H80V186H82L81 185V183L79 182V184L78 185H76ZM88 186V185H87ZM172 186V185H171ZM170 186V187H171ZM192 186V185H191ZM237 186V187H236ZM0 187H2V186H0ZM3 187V188H4ZM92 187V186H91ZM173 187H174V185H173ZM173 187H171L172 188V190L175 188H173ZM193 187V186H192ZM202 187H204L203 185L202 186H200V188H202ZM6 188H5V190H6ZM84 188H85V185H84ZM126 189L128 188V190H129V188L130 187H128V185H126V187H125ZM170 188V189H171ZM183 188V189H182ZM195 188H197V187H195ZM256 188H257V186H256ZM86 189V188H85ZM203 189V188H202ZM201 189V190H202ZM27 190H29V191H27ZM127 190V191H128ZM164 190V189H163ZM204 190V189H203ZM53 191V190H52ZM70 191V190H69ZM73 191V190H72ZM76 191V192H77ZM125 191V190H124ZM127 191H125L124 193V196H122L126 201H127V199H129L130 200V195L131 194H129V192H127ZM174 191H172V192H174ZM192 191H193V189H192ZM196 191V190H195ZM241 191V190H240ZM249 191V190H248ZM248 191H247V193H248ZM160 192V191H159ZM236 192V191H235ZM253 192V191H252ZM255 192H257V191H255ZM255 192H254V195H256L255 194ZM71 193H73V192H71ZM130 193H131V191H130ZM157 193H158V191H157ZM163 193V192H162ZM195 193V192H194ZM204 193V192H203ZM241 193V192H240ZM1 194V193H0ZM34 194H36V197H37V202L34 204V206H35V211H34V213L33 214H30L29 213V210H30V208L31 207H33V200L31 199L32 198V196L34 195ZM54 194V193H53ZM133 194H134V192H133ZM159 194V193H158ZM157 194V195H158ZM173 194H172V196H173ZM212 194V193H211ZM24 195V196H25ZM119 195V194H118ZM118 195H117V197H118ZM160 195V194H159ZM202 195V194H201ZM246 195H249V193L248 194H246ZM251 195V194H250ZM253 195V196H254ZM121 196H120V198H121ZM258 196V195H257ZM116 197V198H117ZM203 197H204V195H203ZM246 196H244V198H245ZM21 198V197H20ZM23 198V197H22ZM21 198V199H22ZM120 198H118V200H115V201H113V198H112V200H111V198H109L108 200V204L106 203V207H100V206H97V209H96V211H95V215H96V218H98L99 216H104L105 217V215H106V218L109 216V218H112L114 215H118V213H120L119 211L121 210V209H124V206L123 205H126V204H124V202H123V204H122V201L121 200H123L122 198H121V200H120ZM127 198V199H126ZM199 198V197H198ZM205 198V197H204ZM208 197H206V199H207ZM94 199V198H93ZM136 199V198H135ZM173 199V198H172ZM205 199V200H206ZM231 199H233V198H231ZM174 200V199H173ZM172 200V201H173ZM23 201V202H24ZM25 201V202H26ZM93 201V200H92ZM124 201V200H123ZM125 201V202H126ZM245 200L243 199V201H242V203H240L241 204V207H245L246 209L245 210H243L242 212H241V214L239 215L240 216V220L241 219H245L246 218V215H247V213H249L248 215H250L251 214V206L253 205L252 203H250L249 202V200H248V202H244ZM128 202V201H127ZM193 202V201H192ZM203 203V202H202ZM16 204V203H15ZM208 204L209 205H207L206 206V212L208 213V212H210V213H212L213 215H217L218 214V204H219V202H214V204L212 205L210 202H208ZM250 204H252V205H250ZM128 205V204H127ZM250 205V206H249ZM17 207H19V205L17 206ZM16 207V208H17ZM240 207V208H241ZM253 207V206H252ZM161 208H163V207H160V209ZM239 207H238V211H240L239 209H240ZM18 209V208H17ZM259 209H260V207H259ZM262 209V208H261ZM83 210H85V209H83ZM162 210H164V209H162ZM237 211V212H238ZM80 212H81V210H80ZM83 212V211H82ZM110 213V215H108L107 216V213ZM262 212V211H261ZM263 212H264V210H263ZM262 212V213H263ZM85 213V212H84ZM209 213V214H210ZM83 214V213H82ZM220 214V213H219ZM219 214H218V216H219ZM254 214V213H253ZM94 215V216H95ZM200 217L202 216L201 214H200V212H199V214H198ZM260 215V214H259ZM258 215V216H259ZM217 216V217H218ZM239 216H238V218H239ZM216 217V216H215ZM249 217V216H248ZM256 217V216H255ZM235 218V217H234ZM253 216H252V218H250V221H252L253 220ZM249 219V218H248ZM255 219V218H254ZM246 220V219H245ZM80 221H82L81 223H80ZM90 221H92L91 219H89V222ZM246 222V221H245ZM85 223V222H84ZM184 223H187V226H188V228H187V230L185 229V226H184ZM247 223H249V222H247ZM256 223H258L259 224V227H263L264 228V216L263 215H261V216H259L258 217V220H257V222ZM172 224V223H171ZM157 225H158V223H157ZM157 225L155 224V223H151V222H148V223H144V225L143 226H141V227H139V232H138V234L136 235V236H134V237H129L128 239H122V242H121V244H120V246H121V249H124V251H128L130 248H132V247H129V246H131L132 245V243H134V245H135V247H139V245L140 246H142L143 247V250L144 249H146L145 250V252L147 251L149 254H152L154 251H155V253H157L155 256L159 259V260H157L153 255H152V257H154L157 261H160V263H162V264H169L168 262H169V256L170 255H168V253L166 252L167 250H169V249H167V248H170L169 246H167V242H168V238H167V234H168V232H170L171 233V231L172 230H170V231H168V229H166V230H163L162 231V229L161 228H159V227H161V226H158L157 227ZM172 225V226H173ZM244 225V226H243ZM242 225V227H243V229L245 228L246 229V226H247V224H243ZM214 226V225H213ZM170 227H171V225H170ZM175 227V226H174ZM229 227H230V225H229ZM166 228V227H165ZM216 228V227H215ZM1 229V228H0ZM171 229V228H170ZM176 228H174V230H175ZM218 229V228H217ZM229 229V228H228ZM247 229H248V227H247ZM3 230V229H2ZM126 229H124L123 228V226H121L120 227V229L118 230V231H116L117 233V235H122V233H124V231H125ZM157 230V231H156ZM173 230V231H174ZM219 230V229H218ZM218 230H216L217 232H218ZM263 230V229H262ZM1 231V230H0ZM4 231V230H3ZM197 231H198V233H197ZM210 231V230H209ZM238 231V230H237ZM246 231V230H245ZM240 232H242V230L240 231ZM169 233V234H170ZM184 233H186L185 235H184ZM222 233V232H221ZM238 234H239V232H238ZM244 234V233H243ZM66 235V236H65ZM229 235V234H228ZM242 234H239V236H241ZM171 236V235H170ZM169 236V237H170ZM173 236V235H172ZM171 236V237H172ZM239 236H238V238H239ZM244 236V235H243ZM123 237V236H122ZM68 238V237H67ZM174 238V237H173ZM189 239V238H188ZM242 239H244V238H241V241H243ZM185 240H186V242H185ZM31 241V240H30ZM35 241V242H34ZM241 241H239V242H241ZM63 242V241H62ZM172 242V241H171ZM61 243V242H60ZM130 243V244H129ZM173 243V242H172ZM171 243V244H172ZM242 244L244 243V242H241ZM1 244H2V241L0 242V246H1ZM128 244H129V246H128ZM186 244V245H185ZM242 244H240V246L242 245ZM134 245H132V246H134ZM175 245V246H176ZM193 245V244H192ZM28 246V245H27ZM141 247V248H142ZM165 247H166V250H165ZM174 247V246H173ZM174 248H176V247H174ZM186 248H187V246H186ZM34 249V248H33ZM185 249V248H184ZM183 249V250H184ZM188 249V248H187ZM42 251H44V250H42ZM96 251V250H95ZM230 251V252H229ZM97 252V251H96ZM86 253V264H101L98 260L99 259H101V258H105V255L104 254H101V255H98V253ZM197 252V251H196ZM226 252H229L228 254L226 253ZM261 252V251H260ZM2 253V249H1V247H0V264L2 263V258H5L6 259V257H7V255H9V253L7 254V255H4L3 253V255L1 254ZM5 253V252H4ZM44 253V252H43ZM144 253V252H143ZM263 253V252H262ZM85 254V253H84ZM145 254H147V253H145ZM231 254V253H230ZM232 255H233V253H232ZM231 255V256H232ZM235 255V254H234ZM237 255L239 256V257H237ZM236 255V257H234L233 259L231 258V260H233V263H232V261H231V263H230V260H228V261H225V262H228V263H230V264H255V263H258V264H260V262H254V260L252 259V257H251V255H250V253H248V252H246V251H244L243 253H241V254H237ZM14 256V255H13ZM126 256V255H125ZM124 256V257H125ZM145 256H147V255H145ZM150 256V255H149ZM260 256H261V254H260ZM263 256H264V253L262 254V258H263ZM144 257V256H143ZM108 258V257H107ZM191 258H193V257H191ZM212 258H216V259H219V258H221V260H218L216 263H215V261H212L211 259ZM123 259V258H122ZM122 259H120V260H122ZM259 259V258H258ZM60 260H59V262H60ZM125 260L126 259H124L123 261H122V263H120V264H126L125 263ZM50 260L48 259L47 260V262H49ZM71 261V260H70ZM156 261V262H157ZM260 261V260H259ZM262 261V260H261ZM58 261L57 262H53L54 264H60ZM107 262H109V261H107ZM127 262V261H126ZM4 263H6V264H10V261H8V262H4ZM52 263V264H53ZM82 263V261H81V258L80 257H78V259H77V264H81ZM84 263V262H83ZM82 263V264H83ZM195 262H194V260H191L190 261V264H194ZM20 264V263H19ZM21 264H29L28 262H23L22 261V263ZM104 264H110V263H105L104 262ZM158 264H159V262H158ZM196 264V263H195ZM261 264H263V262L261 263Z\"/></svg>",
  "mask_w": 264,
  "mask_h": 264
}]
</instances>
